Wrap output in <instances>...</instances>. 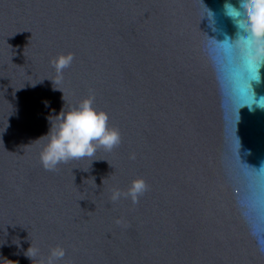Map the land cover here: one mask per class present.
Returning <instances> with one entry per match:
<instances>
[{"label":"water","instance_id":"1","mask_svg":"<svg viewBox=\"0 0 264 264\" xmlns=\"http://www.w3.org/2000/svg\"><path fill=\"white\" fill-rule=\"evenodd\" d=\"M229 3L0 0V264H264V68ZM89 96L121 143L46 169L51 116Z\"/></svg>","mask_w":264,"mask_h":264},{"label":"clouds","instance_id":"2","mask_svg":"<svg viewBox=\"0 0 264 264\" xmlns=\"http://www.w3.org/2000/svg\"><path fill=\"white\" fill-rule=\"evenodd\" d=\"M239 4V8L232 3L227 4L226 14L240 30L239 41H242L251 53L250 63L254 66L256 76L253 82L260 83L261 69L264 68V0H239ZM229 41H232L231 38ZM73 59L74 54L69 53L54 60L57 73H62L64 68L70 66ZM260 99L264 100V97ZM94 100V96H89L77 106L67 110L64 107L59 114L51 116L55 117V121L50 120V130L43 136L47 137V143L40 154L46 169L54 170L60 163L71 159L91 158L99 147L112 150L121 143L119 129L109 126V115L95 108ZM146 190V181L138 178L132 182L127 192L115 190L112 200L130 196L136 202ZM27 252H31L28 257L32 259L39 249L33 248L31 244ZM65 254L66 251L62 247L53 248L46 264H57Z\"/></svg>","mask_w":264,"mask_h":264},{"label":"snow or ice","instance_id":"3","mask_svg":"<svg viewBox=\"0 0 264 264\" xmlns=\"http://www.w3.org/2000/svg\"><path fill=\"white\" fill-rule=\"evenodd\" d=\"M249 68H250V72H251L250 79H251V81H254L256 79L255 72H254V66L251 65V63H249ZM246 102H248L250 106H251V104L255 103L261 109H264V100L260 99L259 97L249 96ZM260 175L262 177H264V172L260 173Z\"/></svg>","mask_w":264,"mask_h":264}]
</instances>
